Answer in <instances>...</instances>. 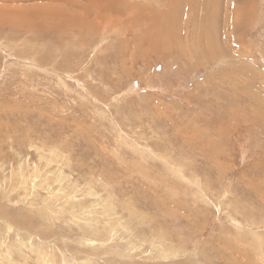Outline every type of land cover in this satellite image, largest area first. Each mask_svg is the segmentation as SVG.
<instances>
[{
	"label": "rangeland",
	"instance_id": "374dc122",
	"mask_svg": "<svg viewBox=\"0 0 264 264\" xmlns=\"http://www.w3.org/2000/svg\"><path fill=\"white\" fill-rule=\"evenodd\" d=\"M48 1L0 0V264H264V0Z\"/></svg>",
	"mask_w": 264,
	"mask_h": 264
},
{
	"label": "bare ground",
	"instance_id": "6f19581e",
	"mask_svg": "<svg viewBox=\"0 0 264 264\" xmlns=\"http://www.w3.org/2000/svg\"><path fill=\"white\" fill-rule=\"evenodd\" d=\"M39 1V0H38ZM43 1V0H42ZM52 1V0H51ZM106 2H107V0H105ZM109 1V0H108ZM202 1V0H201ZM47 2H49L48 0H47ZM76 2L77 1H65L64 2V4H66V6H72L73 8H76L77 9V7L80 9V12L83 14V15H88V13H89V11L82 5V4H77L76 5ZM95 2V0H92V3H94ZM87 3L88 4H90V2H88L87 1ZM177 3V2H176ZM180 3H182V2H180ZM183 3H184V5H189L188 3H190L191 4V8H192V10H193V12H194V14L193 15H195V14H197L196 12H197V10L195 9V7H196V4L194 3V2H189V1H186L185 2V0L183 1ZM52 5L54 4V3H51ZM56 4V3H55ZM103 4V3H102ZM112 5H111V7L113 8V7H115V6H113L114 5V3H111ZM207 4H210V3H207ZM86 5V4H85ZM202 5V4H201ZM211 5V4H210ZM210 5H209V7H210ZM56 6V5H55ZM58 7H59V5H57ZM179 6V5H178ZM204 6V5H203ZM214 6V5H213ZM189 7V6H188ZM42 9H44L43 7H41ZM56 8V7H55ZM61 8V7H60ZM67 8V7H66ZM94 8V10H93V14H94V22H96L97 24H99L100 26H101V24H102V17H103V14L106 12V11H108V8L109 7H106L104 4L103 5H98V6H96V10H95V7H93ZM214 8V7H213ZM215 8H217V7H215ZM115 9H116V7H115ZM201 9V8H200ZM57 10V9H56ZM181 10V9H180ZM131 11L132 12H134L132 9H131ZM149 11V10H148ZM4 12V11H3ZM139 11H136V12H134V13H138ZM199 12H200V10H199ZM198 12V13H199ZM203 12V11H202ZM153 13V12H152ZM204 13V12H203ZM239 12H238V9H235V19H236V21L237 20H240V18H239V14H238ZM127 13H125V12H122V13H120V17L121 18H124V16H127L128 17V19H131L132 17H130V15H126ZM204 14H206V13H204ZM204 14H202V15H204ZM219 14V13H218ZM217 15V14H216ZM2 16V15H1ZM196 16H198V14L196 15ZM200 16V15H199ZM198 16V17H199ZM208 16V15H207ZM9 17H10V15H9ZM8 17V18H9ZM82 17H84V16H82ZM86 17V16H85ZM127 17H125V18H127ZM194 17V16H193ZM14 18V17H13ZM196 18V20L198 19L197 17H195ZM10 19H12L11 17H10ZM51 19H53V17H51ZM56 19V18H55ZM200 19V18H199ZM205 19V18H204ZM91 20H92V18H91ZM98 20V21H97ZM139 20V22L143 25V22L141 21V19H138ZM160 20V19H159ZM203 20V19H202ZM212 20V19H211ZM4 21V20H3ZM201 21V20H200ZM210 21V20H209ZM214 21V20H213ZM13 22H15V19L13 20ZM18 22V21H17ZM133 22V21H132ZM162 22H164V21H162ZM193 22V19L192 20H185V22H183L184 24V26H183V28L181 29V31L183 32V33H181V34H178V35H173V34H170V32H165V33H163V32H157L154 36H155V40H153V39H150V36H146L147 37V39L148 40H146L145 41V45H146V48L147 49H151L152 51H155V52H159V53H162V51H161V49H160V46L161 47H163L164 49H166L167 47L168 48H170L171 46H175V45H177L178 44V41L180 40V39H178L179 37H183V39L182 40H184L186 43L189 41L190 42V45H189V47L187 48V52L189 53L190 52V49L189 48H191V45L193 44H195V43H193L192 41H190L189 39H187L188 37H187V34H186V32L184 31L185 30V27H187V24H190V23H192ZM79 24H77V23H74V22H61L60 21V24L59 25H57V26H51V27H53V28H59L61 25V27L60 28H62V29H82L83 27H82V25H80V22H78ZM104 23H106V22H103V24ZM129 23V22H128ZM127 23V24H128ZM16 24H18V23H16ZM106 24H108V23H106ZM105 24V25H106ZM197 24V23H196ZM199 24V23H198ZM104 25V26H105ZM204 25V24H203ZM174 26H176V25H174ZM190 26V25H189ZM202 26V25H201ZM85 27V26H84ZM103 26H101V28H102ZM194 27V26H193ZM198 27V26H197ZM136 28V27H135ZM180 28V27H179ZM202 28V27H201ZM132 29V28H131ZM147 29V28H146ZM159 29V28H158ZM84 30H86V27H85V29ZM174 30V29H173ZM199 30H201L200 28H199ZM106 31V30H105ZM151 31H153V30H151ZM135 32V31H134ZM155 32V31H154ZM195 32V31H194ZM198 32V31H197ZM190 33V32H189ZM188 33V36H190V34ZM200 33H203V32H200ZM207 34V33H206ZM205 34V35H206ZM203 34H201V36H202ZM209 35V34H208ZM196 36V35H195ZM207 36V35H206ZM164 37H169V39H167V40H165L164 39ZM204 37V36H203ZM208 37H210V36H208ZM178 39V40H177ZM196 40V39H195ZM205 40H206V38H205ZM210 40V39H209ZM139 43L141 44V38L139 39ZM198 44H200L199 46L200 47H203V46H201L202 44L200 43V42H197ZM144 44V43H143ZM182 44V43H181ZM197 44V45H198ZM203 44H204V41H203ZM179 45V44H178ZM213 45V44H212ZM180 46V45H179ZM195 46V45H194ZM205 47H206V49H204V50H207V49H210V47H211V44H210V41H209V43H205V45H204ZM216 46V45H215ZM180 47H182V46H180ZM179 47V48H180ZM174 49H176L175 47H174ZM178 49V48H177ZM203 49V48H202ZM170 50H172V49H170ZM180 51L182 50V49H179ZM211 50V49H210ZM184 51V50H183ZM192 51V50H191ZM185 52V51H184ZM192 52H194V51H192ZM206 52H208V51H206ZM173 54V53H172ZM186 54V53H185ZM192 54V53H191ZM214 54H216V53H214ZM217 54H219V53H217ZM216 54V55H217ZM57 55V54H56ZM190 55V54H189ZM215 55V56H216ZM221 55V54H220ZM171 56V55H170ZM175 56V55H174ZM177 56V55H176ZM204 56V55H203ZM194 57V56H193ZM200 57V56H199ZM220 57V56H219ZM191 58H192V56H191ZM197 58V57H196ZM207 58H208V56H207ZM217 58V57H216ZM79 62V61H78ZM214 62V61H213ZM223 63V62H222ZM217 80V79H216ZM205 128V127H204ZM188 134V133H187ZM222 145V144H221ZM167 158V157H166ZM175 166V165H174Z\"/></svg>",
	"mask_w": 264,
	"mask_h": 264
},
{
	"label": "crops",
	"instance_id": "0c3cea01",
	"mask_svg": "<svg viewBox=\"0 0 264 264\" xmlns=\"http://www.w3.org/2000/svg\"><path fill=\"white\" fill-rule=\"evenodd\" d=\"M52 1H55V2H57V0H52ZM60 1L64 2V0H60Z\"/></svg>",
	"mask_w": 264,
	"mask_h": 264
}]
</instances>
